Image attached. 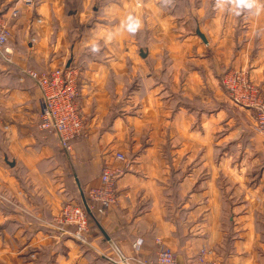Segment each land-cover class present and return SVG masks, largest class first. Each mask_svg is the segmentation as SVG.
I'll list each match as a JSON object with an SVG mask.
<instances>
[{
	"label": "crops",
	"instance_id": "0c3cea01",
	"mask_svg": "<svg viewBox=\"0 0 264 264\" xmlns=\"http://www.w3.org/2000/svg\"><path fill=\"white\" fill-rule=\"evenodd\" d=\"M139 1L34 0L30 7L0 0V18L20 9L9 20L12 63L0 65L8 79L0 87V192L7 200H0V244L43 245L40 231L54 229L65 204L83 203L81 193L99 187L103 169L121 166L114 156L123 153L130 169L116 183L117 200L91 216L88 246L81 250L70 234L46 241L55 243L51 263L109 264L98 252L113 241L133 264H155L158 242L177 264L204 249L217 264H264V140L256 134L250 141L241 120L249 115H236L219 80L242 67L264 89V14L235 16L214 4L210 14L200 0L193 21L206 42L197 35L177 41L170 17L164 14V23L153 15L158 0ZM130 13L142 20L135 35L119 29ZM143 15L150 18L145 25ZM109 32L114 38L105 43ZM94 39L101 44L96 55L89 51ZM64 65L81 71L86 120L71 153L37 129L42 93L30 78L21 81L25 71ZM251 151L257 154L250 160ZM222 176L236 188L229 200L242 194L241 209L234 203L226 210ZM3 255L5 264H18Z\"/></svg>",
	"mask_w": 264,
	"mask_h": 264
},
{
	"label": "built area",
	"instance_id": "2783aa9c",
	"mask_svg": "<svg viewBox=\"0 0 264 264\" xmlns=\"http://www.w3.org/2000/svg\"><path fill=\"white\" fill-rule=\"evenodd\" d=\"M21 1L24 5L30 7L34 5V0ZM19 13V8H13L10 11V19L0 18V57L10 63L12 60L8 47L11 35L9 20L16 18ZM8 55L10 60L7 57ZM22 76L21 81L24 80V77L30 78L42 93L38 129L54 134L61 149L66 153H71L73 142L84 134V118L79 102L81 94L80 69L76 66L64 65L49 72L25 71ZM226 77L230 81L226 85L232 90L235 97L231 98L235 100V103L255 109L257 112L258 131L264 137V105L261 100L257 98V95L252 100L248 97L240 98L236 96L237 92L242 95H252L253 86L246 74L231 72ZM114 157L122 163L121 166L105 167L100 178V186L87 191L86 199L88 197L89 211L82 208L81 205L69 203L63 208L62 214L55 219L60 225L66 224L72 227L76 231L75 239L86 240V235L89 232L88 217L93 216L95 212L104 213L117 200L116 183L130 169V162L123 153H116ZM96 205H98V208H96ZM158 244H160V248L155 264H177L174 252L161 245L160 242ZM114 245L117 251V259H119L116 264H133L135 258L128 257L116 244ZM135 248L137 249V247ZM208 253L205 249L202 250L197 259L189 264H217L207 260Z\"/></svg>",
	"mask_w": 264,
	"mask_h": 264
},
{
	"label": "rangeland",
	"instance_id": "374dc122",
	"mask_svg": "<svg viewBox=\"0 0 264 264\" xmlns=\"http://www.w3.org/2000/svg\"><path fill=\"white\" fill-rule=\"evenodd\" d=\"M145 1L146 0H140L139 2H140V4H143ZM199 1L200 0H170V2H166V0H158V4H159L158 8L159 9L155 10L153 12V15L156 14V15L160 16L161 17V21H163L164 23H168L167 19H168V17H170V20H171L172 25H173V28L170 29L171 32L172 31H175L176 33L180 32L179 36H176V38H175L177 41H178L179 38L185 39L186 37H188V35L196 36L197 35V31L200 30V29L197 28V25L194 23L193 20H195L194 18L196 16L199 17V14H198L199 8L197 7V2H199ZM207 2H208V4L207 3L205 4L206 6H208L207 10L211 7L208 11L209 12L211 11L210 14H212L213 11H214V9L212 8V5L215 3V0H207ZM136 5H138V2H136ZM151 13H152V11H151ZM164 14L167 15L168 17L164 16ZM148 19H150L148 16L143 15V23H144L143 25H145V23H147V21L149 23ZM164 19H166V20H164ZM153 20H154V17H152V14H151V39H152V41H154L153 35H155V34H153V28H155L156 27L155 25H157L155 22L153 23ZM167 25H169V24H167ZM148 32L149 31H147V29H145L143 32H141V35L142 34L145 35V33L147 34ZM167 35H169V31L166 32V36ZM164 36H165V34H163V33L160 35V37H164ZM171 40L173 42L172 38H171ZM7 57L10 60L11 56L9 57V55H8ZM11 60H12V57H11ZM3 63H7L8 64L10 62L8 60H4V59H2L0 57V65H2ZM231 72L245 73L247 78H248V80H249V82L253 86V91H252V95L253 96L249 95V94L242 95V94H240L238 92H237L236 96H238L240 98L248 97L249 99L252 100L253 97L255 95H257V98H259L261 100L262 104L264 105V89L262 88V86L260 84L256 83L251 78L249 70L246 69V68H242V67H240V68H232V69L229 68V69L225 70L221 74L220 79H219L221 87H222L225 95L228 97L227 98L228 101L231 103V105H233V107H234V109L236 111H240V113L236 112V115L240 116L241 112L245 113L246 115H249V117H247V116L246 117L248 119H250V121H248L245 118V116H242L241 120H244V121L248 122V128L250 130V141L252 142L251 139L256 134H259L260 137L263 135V134L259 133V131H258L257 112L255 111V109H252V108L250 109L248 107L240 106V105L235 103V100L233 99L235 96L233 95L232 90H230L227 87V85H226V83L230 82L227 79L226 76L228 74H230ZM150 74H151V71H150L149 75H147L146 77H150ZM7 81H8V79L6 77L4 69H3L2 66H0V87H2L5 84H7L8 83ZM231 97H233V98H231ZM85 121L86 120L84 119V127H86ZM38 123H39V115H38V118H37V121H36L37 129H38ZM262 138L264 140L263 136H262ZM257 139L258 138L256 137V140ZM262 142L264 143V141H262ZM255 154H257V152H255V151L252 152L251 151V152L246 154V158L251 160L255 156ZM230 181H231V179H229L227 176H222L221 177V184H222V187L224 188V191H225L226 197H227V199L224 197L225 200H223V202L225 203V207H227L226 210H228L229 208H232L234 203H235L237 209H241V208H239V206L240 207L242 206L241 205L242 204V200L240 198L242 194L240 193L239 190L236 192V194L234 193L235 196H234V199L232 201L228 199V197L231 196L230 193H232V191L234 189H236L235 185L233 183H231ZM238 186L239 185L236 184V187H238ZM86 195H87V192L85 193V198H86ZM0 200L2 202L7 201L4 198V196L1 194V192H0ZM86 201H88V197H87ZM77 202L75 204H78L79 206L81 205L82 208H85V206L83 205L81 200H80V203H77ZM67 204H69V203H67ZM67 204H65V205H67ZM65 205L63 206V208L65 207ZM63 208H62V211H63ZM96 208H98V207H96ZM62 211H61L60 215L62 214ZM60 215H58L57 217H59ZM57 217H55L54 220H53V226H54L55 230L53 228H51V226L49 225L50 226L49 227V231H40L39 239L41 240V242H44L43 245H41V246H31L29 248H23L21 246L22 244H20L19 242H16L15 240H13V246L11 247V249H9V247H7V246L4 247L3 246V241H1V244H0V264H5V262L2 259L3 257L6 256V255H3L4 254V250L7 251L12 256H16V257L20 258L18 264L19 263L20 264H55V263H51L52 255L55 256V252L53 253L54 249L52 250L51 246L55 245V243L51 244L50 242H46V241H54V240L57 241V240H59L61 238V236L68 235V234H70L72 236V238L74 239V244H76L78 247H80L81 250H84V247L88 246V240L91 239V238H88V236L90 234V224H91V219L90 218H92L93 216L92 217L90 216V218L88 217L89 232L86 235L87 239L84 240V241H80V240L74 238V235L76 234V231L73 228H71L70 226H68L66 224H64V225L58 224L56 222V220H55ZM47 226H48V224H47ZM59 228H61V229H59ZM2 229L3 228L0 227V237H2V234H3L2 233ZM60 240H59V242H60ZM114 244L115 243L113 241H110L109 245H108V248L105 251V253H103L104 251L98 252L99 255L106 257L107 262L109 264H116V262L119 260V259H117L118 256H117V251L115 249V245ZM16 245H18V247H16ZM61 245H59V247ZM5 248H7V249H5ZM60 248H63V249H61L62 250V254L61 255L62 256L67 255V251L66 250L68 248H66L65 245H62ZM22 251H23V253H22ZM15 264H17V262H15Z\"/></svg>",
	"mask_w": 264,
	"mask_h": 264
},
{
	"label": "clouds",
	"instance_id": "9594fccd",
	"mask_svg": "<svg viewBox=\"0 0 264 264\" xmlns=\"http://www.w3.org/2000/svg\"><path fill=\"white\" fill-rule=\"evenodd\" d=\"M170 2V0H166ZM215 10L227 12L228 14L241 16L250 14L252 16H260L264 14V0H215ZM142 28V20L133 14H129L125 19L121 20L119 29L131 35H135ZM114 38V33L109 32L105 37V43ZM89 51L96 55L101 51V44L98 39L90 42Z\"/></svg>",
	"mask_w": 264,
	"mask_h": 264
},
{
	"label": "water",
	"instance_id": "95a60500",
	"mask_svg": "<svg viewBox=\"0 0 264 264\" xmlns=\"http://www.w3.org/2000/svg\"><path fill=\"white\" fill-rule=\"evenodd\" d=\"M197 35L204 41L206 42V38L205 36L200 32V30L197 31ZM81 198H82V201H83V205L85 206V208L87 209V211H89V208H88V205H87V201H86V198H85V195L83 193H81Z\"/></svg>",
	"mask_w": 264,
	"mask_h": 264
}]
</instances>
